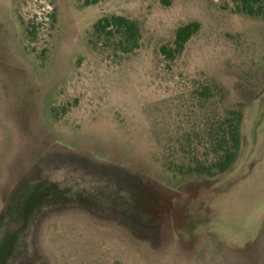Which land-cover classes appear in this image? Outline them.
<instances>
[{
    "label": "rangeland",
    "instance_id": "374dc122",
    "mask_svg": "<svg viewBox=\"0 0 264 264\" xmlns=\"http://www.w3.org/2000/svg\"><path fill=\"white\" fill-rule=\"evenodd\" d=\"M233 6L0 0V264H264V16ZM110 14L138 23L136 51L90 44ZM229 110L241 143L226 171L167 167L200 157Z\"/></svg>",
    "mask_w": 264,
    "mask_h": 264
},
{
    "label": "trees",
    "instance_id": "16d2710c",
    "mask_svg": "<svg viewBox=\"0 0 264 264\" xmlns=\"http://www.w3.org/2000/svg\"><path fill=\"white\" fill-rule=\"evenodd\" d=\"M80 1L82 6H87L97 4L102 0ZM162 1L166 5L170 4V0ZM231 1L234 5L232 12L250 16H264V0ZM48 16L53 25L55 12H51ZM198 28L197 22L178 26L174 32L173 40L169 44L159 47V52L164 60L167 62L174 61ZM34 29V25L26 26L28 39L34 38ZM140 39V29L134 19L121 14H110L100 16L92 25L89 42L94 48L102 51L109 50L114 54L117 52L129 54L140 47ZM202 94H207L206 87ZM241 122L242 113L239 110H229L223 118L214 119L206 126L201 143L204 149L201 156L199 157L196 152H190L189 156L185 154L186 156L183 158L178 155V164L170 160L167 162V167L180 174H199L211 177L223 173L232 165L238 153L241 143Z\"/></svg>",
    "mask_w": 264,
    "mask_h": 264
}]
</instances>
